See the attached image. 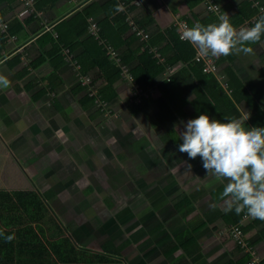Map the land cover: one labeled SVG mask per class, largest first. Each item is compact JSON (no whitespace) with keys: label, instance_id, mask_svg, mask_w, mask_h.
<instances>
[{"label":"crops","instance_id":"0c3cea01","mask_svg":"<svg viewBox=\"0 0 264 264\" xmlns=\"http://www.w3.org/2000/svg\"><path fill=\"white\" fill-rule=\"evenodd\" d=\"M92 1H96L99 6L93 8V15L89 18L90 28L80 38V45H77L71 51L68 48L64 49L63 54L65 55V60L62 64L58 65L57 70L52 63V58H47L40 65L33 66V61L42 55V49L37 42V38L46 32H50L53 37H56L57 32L55 26L62 20H71L75 15L86 8L91 0H45V2H41L38 7L35 1L26 5L25 0H0V33L5 32L6 36L5 41L0 38V74L7 76L11 81L10 87L7 89H0V171L7 163L12 166H22L19 162L18 154L14 152V150L19 147L28 150V144L32 145L28 135L23 136L21 134H27L30 126L35 124L32 117V113L36 108L34 103L43 101L42 99H44L46 95L51 94L50 92H54L67 110L68 117L71 118L72 113L75 112L77 114L76 109L78 108L73 105V100L67 97L68 94L74 96V98H78V92L80 95L83 94L88 86H85L84 83V88L78 91V87L83 85L78 83V79H94L95 81L93 80V82L100 85V90L104 86H107V82L98 66H92L87 73L82 72L81 64L78 63L77 58L88 44L92 42L105 44L106 50L100 52L96 56V60L108 56L109 59L115 60L122 67V74L113 85L115 96L112 97L111 95V103H115L116 105V101L118 100L119 103L124 104V102L128 100L129 89H127L128 95L126 96L120 91V88L123 86L125 87V85L127 86V84L129 88V82L132 86L133 80H135L133 70L138 65V59H122V52L128 50L129 46H136V43L132 42L133 40L145 42V45L138 50V53H140L146 45H149L150 51L154 53L161 64H165L166 66L168 61V50H162V48L165 47L168 39H165L164 36H166V34L168 35L169 29H175L176 34L180 37V22H186L188 27H192L196 23L204 24L206 20L207 24L216 23L209 20L211 13H216L218 18L221 15L227 14L231 23L239 29L241 27H251L256 20L264 14L260 13L258 10V13L250 20L235 25V22L243 17V14H241L243 7L252 2L251 7L253 8L254 0H116L114 7L110 4L113 0ZM209 1H213L215 4L219 5L220 11L216 12L208 9L207 6ZM259 1L260 0H257V2ZM260 2L264 3V0ZM117 6H122L120 11H116ZM120 13L125 14L123 21H121L120 18L116 19L120 17ZM106 18H108V20H113L112 23L105 24L104 26L109 34V42L104 41L100 25L106 22ZM14 19H17L23 25L18 28L15 27L14 32L7 33L8 24ZM140 22H142V24H140ZM4 25L6 27H4ZM120 39L125 41L114 46V42L118 43ZM152 40L157 43H153ZM51 46V43H47L42 48L49 49ZM191 46L196 51L195 58L197 60L200 51L196 46L192 44ZM251 47H253L255 55L246 56L243 53L240 55L233 54L220 57L208 55V58L217 65L218 70L215 74L218 72V75L216 74V77L226 91L230 92L227 87L228 74L226 69L232 67L235 74L247 86L250 88L257 86L264 94V76L261 74V70L264 69V37L261 39V42L251 45ZM68 52H70V54ZM184 66L185 63L183 61L175 62L173 67L168 66L157 76V83L165 80L167 76H170L177 69ZM56 70L58 72V77L50 78L52 73H56ZM42 79H46L45 82H43ZM47 79H61L62 83L55 81L56 84L58 83L56 91L50 90L44 94L45 96L43 95L37 100L31 99L30 97V93L34 91L27 93V90L25 91V88L22 87L28 82L32 83L33 86L37 85L38 82L47 85ZM187 81L190 85L185 96L188 102L185 104L184 112L173 121L169 128L159 123H152L143 113H137L136 116H144L148 124V128L143 133V137L138 138L136 142L132 140V128L127 130V135L126 131L121 130L122 134L125 132L123 134V139L126 143V148L122 149L117 155L111 152V156L116 158L120 156L124 163L126 160H130L131 157H134L133 152L138 148V150L142 151L138 152L140 157L138 166H141L143 163L147 164L148 159L155 156L156 159H153L157 161L153 163V168L157 176L167 173L168 170H166V168H169L171 171L170 173L176 176V179L179 176L183 178L186 171H191L188 167L190 164L191 166H196V168L199 169V174L203 173L204 178L202 177L201 180H198L199 183H193L192 186L187 189L182 188L177 190L178 192L171 198V204L169 206L171 212H169V215L167 212H164V209H161V206L159 207V205H157L158 209L155 214L158 218V220H156L157 222L146 223L144 228L149 236L144 234L141 239L130 237L129 239H131L132 242L124 249V257L127 261V258L131 255L130 253L136 249L139 255L138 259L134 260V262L127 261L128 264H136L140 261H145L147 264H264V221L253 219L246 214L242 216L241 221L236 225L241 226L244 238L248 243V248L242 247L230 233V228L235 224V217L230 215L233 209L228 210L227 199L224 198L219 201H213L211 196V192L222 185L224 181H218L212 174H207V171L203 168L202 159L199 156L190 160L186 153L178 151V146L183 143V140L179 139V133L182 131H180L178 123L185 118L192 119L194 107L191 101L196 97L194 87L197 85V79L194 75H191ZM48 87L50 88V86ZM151 92L157 97L160 96V92L156 88H152ZM82 97L83 96H81V98ZM79 104L81 105L80 102ZM131 105L132 104H128L126 107L130 110ZM85 109L86 110H82L88 112L92 111L91 106ZM41 111L43 112L42 107ZM151 111L153 114H156L159 111V106L153 103L151 105ZM46 113L48 115L47 123L49 127L56 130L59 135L61 133V126L58 125L59 123H55V119L50 118L51 109L49 110L47 108ZM248 113H250V118L245 121V126L264 127L262 123L264 121H262V119L257 120V124H254L252 120L253 111L246 100L242 99L239 102H235L234 107L230 109V114L236 118H243ZM41 114L44 115V112ZM131 114L134 115L132 112ZM209 117L214 119L211 115H209ZM43 119H45V116ZM72 121L76 122L73 117ZM174 125L177 126L175 131ZM153 128L160 129L158 131V137L155 139L158 141L156 142L154 140L156 146L152 144L153 141L149 140ZM64 133L67 137L69 136L71 141V134L66 130ZM112 138L113 141L117 140L116 133ZM150 147H153L155 151L157 149L154 156L151 154V151L154 150H150ZM64 148L65 146L62 143L57 146L58 150ZM129 148H132L133 151H130ZM165 149H168V152ZM177 167L178 171L176 170ZM24 170L26 173L24 175H29L28 169ZM147 170L148 169H146V171ZM190 173H192V171ZM201 189L204 194L201 193L199 199L194 202L193 209L189 210L190 208L186 207L184 213V211L182 212L177 208L175 200L179 195ZM129 212L131 213V209H129ZM176 214L179 215L181 220L186 219L188 222L186 228L181 232L176 231L179 227L176 228L174 226L175 228H173V226H171V218H177ZM235 216L238 215L235 213ZM201 221L206 225H204L195 236L198 246L193 247H198L197 253L199 254V258L196 261L191 262L189 256H183L182 250L173 251L170 254L165 253L168 244L171 243L177 235L184 232L190 224ZM159 224H163L160 230L152 234L149 233L150 229ZM152 237H154L153 243L151 242ZM125 239L126 238L121 241ZM107 240L121 242L109 237ZM137 241H139L138 244ZM78 242H81V240H78Z\"/></svg>","mask_w":264,"mask_h":264},{"label":"trees","instance_id":"16d2710c","mask_svg":"<svg viewBox=\"0 0 264 264\" xmlns=\"http://www.w3.org/2000/svg\"><path fill=\"white\" fill-rule=\"evenodd\" d=\"M34 1L37 7L41 2H45V0ZM253 2H257V0ZM110 4L114 7L116 0H113ZM251 4L252 2L243 7L241 10L243 17L237 20L235 25L250 20L258 13V8L255 6L252 8ZM260 4L264 5L261 2ZM98 6L99 4L96 1L91 0L88 6L71 20H62L55 26L56 37H53L50 32L38 37L37 42L42 49V55L33 61V66L40 65L47 58H52V63L57 69L58 65L65 60L64 49L68 48L71 51L81 44L80 38L90 28L89 18L93 15V8ZM119 15L120 17L116 19L120 18L123 21L125 14L120 13ZM209 20L218 23V15L211 13ZM112 21L106 18V22L100 24L102 37L105 42H109V34L104 26L112 23ZM22 25L21 22L14 19L8 24L7 33L14 32L15 27L18 28ZM204 25H207V20ZM0 34V38L5 41V32ZM164 37L168 39L165 47L162 48V50H168L166 66L161 64L154 53L150 51L149 45H146L138 53V50L145 45V42H140V40H133L132 42L136 43V46H129L128 50L122 52V59H138V65L133 70L135 78L133 81L143 93L139 96L133 95L135 100L130 106L133 114L143 113L152 123H159L169 128L173 121L184 112L185 104L188 102L185 96L190 88L187 79L194 75L197 79V85L194 87L196 97L191 101L194 107L192 119L200 114H209L214 119L227 122L226 118H233L230 114V109L234 107L235 102L244 99L252 108L254 124H257V120L262 119L264 121V94L257 86L250 88L239 79L232 67H228L226 69L228 74L227 87L230 92L226 91L215 73L204 71V62L196 60L194 48L189 42L180 40L175 29H169L168 35L166 34ZM124 41L120 39L118 43L114 42V46ZM152 42L157 43L154 40ZM47 43H51L52 46L49 49L42 48ZM105 48L103 43L92 42L85 47L77 58L83 73H87L92 66H98L107 82V86H104L94 96L87 94L81 98L80 103L85 108L94 105L97 99L108 102L111 101V95L112 97L115 96L113 85L120 78L122 67L115 60L109 59L108 56L96 60V56L106 50ZM177 61H183L185 66L177 69L170 76H167L165 80L157 83V76L168 66L173 67V64ZM57 70L56 73H52L50 78L58 77ZM261 74L264 76V69L261 70ZM47 80V85L50 88L47 85H43L30 93L31 99L37 100L50 90L56 91L58 83H62L61 79ZM55 81H58V83L56 84ZM91 82L88 84L94 83ZM22 87L29 91L33 84L28 82ZM82 88H84V84L78 87V91ZM152 88L158 89L160 96H155L151 92ZM153 103L159 106V111L156 114L151 111ZM55 104L59 113L66 120H69L68 112L62 102L57 99ZM262 123L264 125V122ZM246 127L252 126L248 125ZM223 181L222 185L211 192L213 201L224 199L221 198V194L228 181ZM52 192V190H49L43 193L36 189L34 184L31 190L9 189L6 186H0V231L4 232V236L10 235L13 237L10 242H7L4 237H0V264H128L124 257V249L132 242L129 238L121 242L106 240L101 244V250L98 251L81 245V242H74L69 235V227L51 207ZM201 193H203L202 189L194 190L191 193H182L175 200V205L182 212L186 207L191 210L194 208V202L199 199ZM244 214L241 213L235 216L234 209L230 212V215L235 217L234 225L241 221ZM117 217L122 219L124 214H118ZM204 225L206 224L203 221L190 224L184 232L177 235L168 244L165 253L170 254L173 251L182 250L183 256H189L191 262L196 261L199 258V254L197 253L198 247H193L198 246L195 236ZM162 227L163 224H159L150 229L149 233H155ZM136 264L147 263L140 261Z\"/></svg>","mask_w":264,"mask_h":264},{"label":"rangeland","instance_id":"374dc122","mask_svg":"<svg viewBox=\"0 0 264 264\" xmlns=\"http://www.w3.org/2000/svg\"><path fill=\"white\" fill-rule=\"evenodd\" d=\"M42 80L45 82L46 79ZM87 81L88 78L78 79L80 84ZM43 85L45 84L38 82L32 89L25 91L30 93ZM129 85V88L128 84L120 88L126 96L129 89L128 100L124 104L117 100L115 105L111 101L96 98L90 112L83 111L86 109L79 104L80 98L87 94L94 96L100 90L99 84H88L83 94L80 95L78 92V98L68 94L67 97L71 98L73 105L78 108L77 114L75 112L71 114L76 122L72 121V117L69 118L71 122L65 120L59 113L55 104L59 98L54 92L44 95L43 101L34 103L36 108L32 117L35 124L30 126L27 134H21L28 135L32 145L28 144V150L20 147L14 150L22 166L7 163L0 171V186L31 190L34 184L36 189L43 193L52 190L51 207L69 227L71 239L76 243L81 240V245L95 251L101 250V244L108 237L121 241L127 237L141 239L144 234L149 236L144 228L146 223L157 222L158 218L155 216L157 205L169 215L171 198L175 196L177 190L187 189L204 178L196 166H191L192 173L185 172V178L179 176L176 179L169 168H166L167 173L157 176L153 168V163L157 161L154 160L157 149L155 151L153 147H150V150H154L151 151L154 157H150L147 164L143 163L141 166H138L140 163L138 152L141 151L138 148L133 152L134 157L124 163L120 156L117 158L111 156L112 153L117 155L126 148L123 139L125 132L122 134L121 130L126 131L127 135V130L132 128V140L137 142L148 128L144 116L132 115L126 107L135 100L133 93L137 84L133 82L131 86L129 82ZM41 107L44 115L41 114L43 113ZM47 108L51 109L50 118L55 119V123L61 126L59 135L47 123ZM188 120V118L180 120L178 123L180 131L184 130V124ZM63 129L71 134V141ZM159 130L153 128L150 133L149 140L153 141V145L158 141L155 139ZM115 133L118 141H113ZM60 143L64 144L65 148L58 150L57 146ZM129 150L133 151L132 148ZM165 150L168 152V149ZM24 169H28L29 175H24L26 174ZM117 214H124V218L119 220ZM176 217L171 218V226L179 227L176 231L181 232L188 222L185 218L181 220L178 214ZM130 254L128 262H134L139 257L136 249Z\"/></svg>","mask_w":264,"mask_h":264},{"label":"clouds","instance_id":"9594fccd","mask_svg":"<svg viewBox=\"0 0 264 264\" xmlns=\"http://www.w3.org/2000/svg\"><path fill=\"white\" fill-rule=\"evenodd\" d=\"M121 8L117 6L116 11ZM181 27L180 39L196 46L204 56L255 55L251 45L258 44L264 37V15L253 26L239 29L227 14L219 16L218 23ZM10 85L9 78L0 74V89ZM249 118L250 113L243 118H226L227 122L212 119L207 114L189 119L179 133L183 143L178 151L186 153L190 160L199 156L207 174L218 181H228L221 194V198L227 199L228 210L264 221V127H246L245 121ZM176 129L174 125V131ZM0 237L7 242L13 239L10 235L4 236L3 231Z\"/></svg>","mask_w":264,"mask_h":264},{"label":"built area","instance_id":"2783aa9c","mask_svg":"<svg viewBox=\"0 0 264 264\" xmlns=\"http://www.w3.org/2000/svg\"><path fill=\"white\" fill-rule=\"evenodd\" d=\"M25 1H26L25 4L28 5V4H31L33 0H25ZM253 4H254L255 7L258 8L260 13H264V11H262V10H264V5L260 4L259 2H253ZM207 7H208V9L214 10L216 12L220 11V6L215 4L213 1H209ZM181 25H187V23L186 22H180L179 23L180 31L182 32L183 29H182ZM4 27H6V26L4 25ZM197 60H203L204 65H205L204 66V71L213 72V73H215L217 71L216 70L217 66L215 65V63L210 58H208V56H204V55H202L199 52V56L197 57ZM78 66H79V64H78ZM90 82H91V80H89V78H88V81L84 82V83H90ZM135 87L136 88L134 90L133 95H138V96L141 95L143 93V91H141V89H139V87H137V85H135ZM230 233L232 234V236L238 241V243L242 247L248 248V243H247V241L244 238V234H243V231H242L240 225L232 226L230 228Z\"/></svg>","mask_w":264,"mask_h":264}]
</instances>
